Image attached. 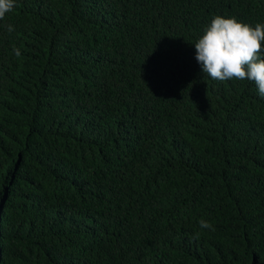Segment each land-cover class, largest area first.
<instances>
[{
  "label": "trees",
  "instance_id": "16d2710c",
  "mask_svg": "<svg viewBox=\"0 0 264 264\" xmlns=\"http://www.w3.org/2000/svg\"><path fill=\"white\" fill-rule=\"evenodd\" d=\"M216 14L254 26L264 0H16L0 264H264V97L201 71Z\"/></svg>",
  "mask_w": 264,
  "mask_h": 264
},
{
  "label": "clouds",
  "instance_id": "9594fccd",
  "mask_svg": "<svg viewBox=\"0 0 264 264\" xmlns=\"http://www.w3.org/2000/svg\"><path fill=\"white\" fill-rule=\"evenodd\" d=\"M16 0H0V20L14 10ZM12 32V25H7ZM195 58L201 71L213 80H248L257 86L264 97V23L242 22L235 16L216 14L194 43ZM21 55L20 49H14ZM202 229L214 230L205 219L199 221ZM199 238V233L196 234Z\"/></svg>",
  "mask_w": 264,
  "mask_h": 264
}]
</instances>
